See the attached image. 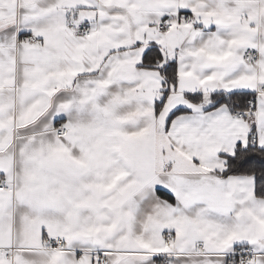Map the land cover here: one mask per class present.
Segmentation results:
<instances>
[{
    "label": "snow or ice",
    "instance_id": "6c2138e0",
    "mask_svg": "<svg viewBox=\"0 0 264 264\" xmlns=\"http://www.w3.org/2000/svg\"><path fill=\"white\" fill-rule=\"evenodd\" d=\"M0 264H264V0H0Z\"/></svg>",
    "mask_w": 264,
    "mask_h": 264
}]
</instances>
